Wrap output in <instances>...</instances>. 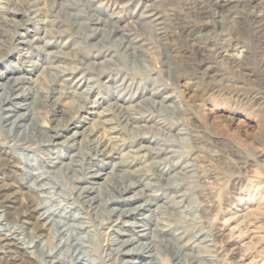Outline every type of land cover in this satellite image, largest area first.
I'll use <instances>...</instances> for the list:
<instances>
[{
  "label": "rangeland",
  "instance_id": "1",
  "mask_svg": "<svg viewBox=\"0 0 264 264\" xmlns=\"http://www.w3.org/2000/svg\"><path fill=\"white\" fill-rule=\"evenodd\" d=\"M9 1L0 0V6L9 9L0 11V40L8 34L10 42L18 30L13 49L19 46L20 51L6 59L0 71L9 77L36 78L41 99L55 89L45 103L34 98L28 102L36 103L39 121L49 127L61 124L57 149L72 156L78 151L72 149L80 146L86 155L93 153L89 140H101V154L87 160L90 166L100 164L95 168L112 175L113 164L131 163L126 169L132 171L127 173L130 182H137L134 192L142 196L157 190L153 209L163 205L156 216L173 230L160 237L175 240L173 233H179L183 239L178 244L202 264H264V0H94L92 6L88 0H42L38 7L52 14L48 23L43 13L11 12L15 6L25 9L28 0ZM221 3L227 6L221 8ZM99 15L113 23L111 34L113 26L94 24ZM82 21L86 24L79 27ZM97 26L100 33L94 34ZM122 38L134 47L123 49ZM97 51L101 57L92 59ZM158 89L153 98L159 103L143 100ZM115 92L124 100L114 99ZM115 102L130 107L137 121H123ZM53 105L64 112L52 114ZM45 131L54 134L48 127ZM139 136L144 140L140 142ZM144 145L163 147L167 153L156 157ZM23 152L32 163L44 156L39 147ZM6 157L0 153V170L11 168L9 182L14 186L7 192L6 208L22 214L33 179L27 177L23 163L5 165ZM169 166L170 183L161 178ZM76 184L71 174L59 176L48 182L44 193L49 206L81 216L78 221L62 218L67 224L63 233L56 230L54 220L37 221L44 212L41 208L22 214L28 219L20 225L32 230L38 222L41 247L56 251L62 264H74L82 256L90 264H118L116 256L106 259L110 226H115L118 215L100 227L107 214L88 210L73 198ZM107 186L108 182L104 197ZM144 200L140 197L122 207ZM121 220L123 225L131 218ZM76 237L85 245H63L65 239ZM11 247L24 250L22 244ZM159 250L160 263L173 264L172 254L162 245ZM6 251L0 249V255Z\"/></svg>",
  "mask_w": 264,
  "mask_h": 264
},
{
  "label": "bare ground",
  "instance_id": "2",
  "mask_svg": "<svg viewBox=\"0 0 264 264\" xmlns=\"http://www.w3.org/2000/svg\"><path fill=\"white\" fill-rule=\"evenodd\" d=\"M41 1L42 0H28V2H26L24 5L26 7L25 9L23 10L22 8L17 9L18 7L15 6L14 8H12V11L11 10L10 11L13 12V14H17L19 12L29 13L33 11L36 13V16H40L43 13L46 14V18L45 17L44 18L46 19L45 22L48 23L50 22L48 17H51L52 14L41 11V8L38 7ZM88 1L92 6L93 5L92 2H94V0H88ZM226 6H227L226 3H221L220 5L221 8ZM96 9H99V7H97ZM2 10L5 11L9 9L5 8L4 6L3 7L0 6V11ZM78 15H81V13H78ZM102 23H104L106 26H113L110 27V30L108 28L105 29V30H109L110 34L114 31L113 23L109 20L103 19L99 15L96 21L94 22V24L99 25ZM85 24L86 22L83 21L79 22L80 25L79 27H82ZM100 28L101 27L99 26L95 28L93 27V29L95 30L94 34H97ZM15 32L13 33H15L16 36V34H18L19 32L18 30H16ZM3 35L5 36V38L0 40V49L2 48L3 50L2 51L3 53L0 52V65H2V63H4L6 59L10 58L11 56H14L15 53H19L18 51H20L18 50L20 48L19 46H16L15 47L16 49H13L14 37H15L14 35L12 36L13 38L11 39L10 42H9L10 39L7 38L8 34L7 35L3 34ZM120 41L122 45L124 44L123 49L125 48L131 49L134 47L132 43L125 38H122ZM21 42L28 44L32 42V40H24ZM90 57L92 59L100 58L101 53L100 51H97V53L90 55ZM34 65L37 68L38 64L34 63ZM51 66L47 67V69L52 68ZM16 69L19 68L17 67ZM43 70H45V68ZM8 73L12 74L11 70ZM4 74H5L4 72L0 71V153H4L7 156L4 159L5 165L10 164L13 165L12 167H17L20 163L21 164L23 163V165H25V167L28 169V170L25 169L27 177L29 179L30 178L33 179L32 184L28 186L29 197L25 198V201L21 204L23 208L22 214H26L32 210L37 211L39 208L44 209V212L37 218V221L42 217H45L48 220L49 219L54 220L53 224L55 225L56 230L60 234L66 230V226H67L65 222L61 221L62 218L71 221H78L79 219H81V216L77 215L78 213L69 214L68 211L64 210L61 207L54 208L49 206V204L46 202V198L44 195V193L47 192L48 189L47 184L50 180L57 179V177L59 176L62 177L71 174L73 181L79 183L74 185V193L72 194L73 198L75 197L79 201H81V203L88 210L91 209L94 210V212L99 211L107 214V220L106 221L104 220V222L102 221L99 224L101 225L100 227H104L106 224L111 223L112 216L118 215L116 221L117 223L115 224V226L114 225L110 226V230H112L111 232L112 237L107 243L109 253L106 259L108 261L112 258V256H116V259L118 260V264H161L160 261L162 259L160 256L159 246L162 245L165 249H167L169 254H172L173 264H202L199 258L192 257L193 254L184 252L183 246L182 245L180 246L178 244V241H182L183 239V236L182 235L179 236V233H173L175 240L169 238L165 239L163 237H160L161 234L170 233V232L172 233L173 230L169 226L162 225L161 216L158 217L156 216V214L159 213V211H161L160 209L162 208L163 205H158L156 206L155 209H153L158 199V196L157 197L155 196V192L157 190H153V193H147V194L143 192L142 196L138 195V192H134L135 188L137 187V182H130L132 178L130 177L129 174H131L132 171L126 169V167L132 165L131 163L129 164L122 161L113 164L111 172L113 173L112 175H114L115 178L114 179L112 175H110L109 173L107 174V172H105L106 169L103 170L101 167H99L98 169L95 168V166H99L100 164L96 165V163L94 162L95 164H93V166H90V162L87 161L88 159H94V157L96 158V156H99L101 154L100 148L103 145L101 140L91 141L93 139H90L89 145L93 149V153L86 155L81 151L80 146L79 148L75 147L72 149V151L76 149L78 150L72 156L71 153L61 151V149H57V146L61 144V142H59L58 139L61 136H63V133L60 132L62 130V128L60 127L61 124H58L55 127H49L45 121L43 122L39 121L36 114L37 106L35 105L36 104L35 102L38 101L44 103L48 101V98L51 97L50 94L56 92L55 89L50 88L46 92V94L42 97L43 99H41L39 97V90L36 88L37 84H35L36 83L35 81H37L36 78L34 79L27 76L9 77L7 75L5 76ZM7 77H9L8 80L4 82L2 79ZM122 81H125V78H123ZM32 84H34V86H32ZM113 86L117 87L119 85L115 84ZM113 94H114L113 96L114 99L123 98L124 100L123 95L118 94L117 92ZM158 94H159V89L155 91L153 90L151 91V96L143 98V100L150 99L153 102H158L153 98ZM31 98L32 99L34 98L35 100L33 104L28 102V100ZM129 106L133 107V105H129ZM114 107L117 108V111L121 113L120 117L121 119H123V121H127V122L135 121V120L137 121L138 117L134 116L133 113H131L127 109L130 107H125L122 104H119L118 102H115ZM22 109H27L29 112L28 113L20 112ZM60 111L64 112L56 105H53L52 114H55L56 112H60ZM46 127L53 130L54 134L52 135L46 134L45 131ZM78 134H79L78 131L75 132L74 137H76ZM34 135L39 138L38 139L37 137L34 138ZM139 137H140V142L141 139L144 140L143 138L144 136H139ZM146 140L147 139H145V141ZM150 141L153 142L152 139H150ZM63 144H65V141ZM75 144L71 146H75ZM36 147H39L42 150L44 156L41 159L35 160L34 163H32L33 161H31L32 159L30 158V156L25 154L23 151H34ZM142 148H148L153 153L155 151L156 157L162 156L163 154L167 153V151L163 147H159V146L151 147L144 145L142 146ZM7 149L11 150L9 151L10 153H12L11 156L8 155L10 153L7 151ZM89 155H91L90 158ZM69 157H70L69 161H66L65 158H69ZM167 158L168 157L165 156L163 159H167ZM6 162L8 164H6ZM187 166L188 165H184L182 168H186ZM9 169L11 168L5 166V168L0 170V179H2L1 180L2 185H0V211H3L2 213H0V249H7L6 252H12V253L7 254L6 252H4L2 255H0V263L1 264H62L60 259L57 258L56 251H54L53 249L47 251L41 247L40 237L43 235V232L38 222L34 224V228L32 230H27L26 228L23 227V225L20 224L23 220H26L28 218L22 217L23 215L20 213H13L8 208H6L5 200L7 199V192L11 190V187H14L9 182V180L12 177L8 175L10 172H12ZM172 170H173L172 166H169L168 170L165 171L163 170L161 173V178L167 179L168 182L170 183L171 180L173 179L172 177L173 175L170 174ZM127 173H129L128 174L129 176L127 175ZM6 179H8V181H6ZM101 179H104L103 182ZM106 182H108L109 186L106 187L107 195L106 197H104L103 189L106 185ZM97 183L99 184L97 187L90 185ZM153 185L154 184L152 183L147 184V186H150L151 188ZM130 192H134V194L128 195ZM70 196H68V198ZM140 197L145 199L144 202L138 203L136 206L130 208L122 207L123 205H125V202L130 203L133 200L139 199ZM34 206H35L34 208L35 210L33 209ZM145 210L150 211V213H146V212L143 213V211ZM139 215H143V216H139ZM56 216L59 217V220L54 219L56 218ZM125 217H129L131 218V220H123V222L126 221L125 222L126 224L120 225V223H122L121 219ZM151 225L155 226L152 232L150 231L142 232L144 230L146 231L150 229ZM70 227L71 226L67 228L69 229ZM138 227H142V229L140 230L139 228L138 230ZM83 228L84 227L80 225L79 229L81 230ZM114 233L117 234L115 235ZM113 234L115 236H113ZM36 237L39 238L38 240L39 243L36 242L35 240ZM26 238L29 239L26 240ZM19 244H22L21 248L24 249L23 251H20L19 249L17 250L15 248L13 249V247H11L14 245H16L17 247V245ZM197 244L199 245V243ZM63 245L84 246L85 243L83 242L82 238L76 237L72 239L71 238L65 239L63 241ZM90 263L91 261L89 259L85 258V256H82L79 257L74 264H90Z\"/></svg>",
  "mask_w": 264,
  "mask_h": 264
}]
</instances>
